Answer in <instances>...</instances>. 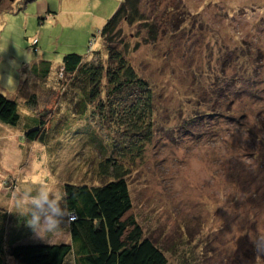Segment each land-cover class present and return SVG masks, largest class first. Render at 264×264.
Returning <instances> with one entry per match:
<instances>
[{
  "label": "rangeland",
  "instance_id": "rangeland-1",
  "mask_svg": "<svg viewBox=\"0 0 264 264\" xmlns=\"http://www.w3.org/2000/svg\"><path fill=\"white\" fill-rule=\"evenodd\" d=\"M13 1L0 7V93L17 103L20 123L0 124V207L27 227L13 207L17 195L47 185L100 184L102 154L78 134L56 132L71 118L75 126L86 123L77 120L56 73L69 53L105 58L97 32L120 0H34L19 13L22 0ZM140 13L148 22L123 26V37L130 49L140 43L128 59L156 103L150 141L142 152L130 151L131 166L121 169L130 215L153 242L177 249L167 251L169 264L182 255H201L203 264H264V246L256 249L264 238V0H142ZM152 27L156 40L144 44ZM41 59L51 63L44 82L30 73ZM31 94L52 130L45 145L23 140ZM213 107L218 115L198 119L201 126L189 122ZM100 117L88 123L121 138ZM41 235L28 233L21 244L69 240Z\"/></svg>",
  "mask_w": 264,
  "mask_h": 264
},
{
  "label": "trees",
  "instance_id": "trees-1",
  "mask_svg": "<svg viewBox=\"0 0 264 264\" xmlns=\"http://www.w3.org/2000/svg\"><path fill=\"white\" fill-rule=\"evenodd\" d=\"M4 1L0 0L2 9H6L3 7ZM9 1L12 4L15 2ZM32 1L22 0L17 13ZM141 4L142 0H120L115 11L98 30L105 58L99 52L94 53L95 57L92 56L91 60L69 53L62 57L61 67L56 73L62 82L61 89L68 93L74 103L72 106L77 120L86 122L82 127L75 126L71 118L62 127L57 123L56 132L58 136L64 133L78 134L79 138L89 144L90 149H96L102 154L104 159L99 162L97 172L100 184L63 186V206L74 216V220L67 224L68 242L58 238L46 240L51 241V244L38 242L22 245V239L28 233L33 234V230L17 223L6 208L0 207V264H169L167 251L176 255V248H162L145 236L141 226L130 215L132 203L126 181L127 171L121 170L123 164L130 165L125 161H129L130 151L140 153L144 150V144L150 141L154 128L155 94L149 82L138 75L128 59L130 52L137 50L140 43H135L130 49L123 37V26L148 22L145 15L140 13ZM178 10L174 7L173 12ZM153 29L156 28H149L152 35L144 44L156 40ZM95 41L93 39L89 42V53ZM30 73L44 82L50 77L51 63L43 59L34 62ZM222 94L229 96L230 91ZM251 94L253 98L259 99L256 91ZM37 103L35 94H31L25 103L32 115L28 116L23 140L45 145L52 130L46 127L45 115L36 113L40 111L36 110ZM17 108L15 101L8 100L0 93V124L13 127L18 125L20 116ZM206 112L196 114V118L192 116L189 122L195 123L196 119V125L201 126L206 118L218 115L214 107ZM92 117L109 120L114 126L113 130L121 133V138L103 136L101 131L88 123ZM191 131V135L197 138L198 133ZM18 217L23 223L22 216ZM198 256V259L194 256L188 259L182 255L178 264H203V257ZM260 257L264 263V252Z\"/></svg>",
  "mask_w": 264,
  "mask_h": 264
},
{
  "label": "clouds",
  "instance_id": "clouds-1",
  "mask_svg": "<svg viewBox=\"0 0 264 264\" xmlns=\"http://www.w3.org/2000/svg\"><path fill=\"white\" fill-rule=\"evenodd\" d=\"M47 185V184H45ZM64 192L59 185L38 187L25 195H17L13 207L18 216L25 217L26 224L40 238L62 232L68 224L70 213L63 206ZM264 246V238L256 242L257 251Z\"/></svg>",
  "mask_w": 264,
  "mask_h": 264
},
{
  "label": "crops",
  "instance_id": "crops-1",
  "mask_svg": "<svg viewBox=\"0 0 264 264\" xmlns=\"http://www.w3.org/2000/svg\"><path fill=\"white\" fill-rule=\"evenodd\" d=\"M58 234H61L62 237L67 238V234H68L67 227H66L62 232H60V233H58Z\"/></svg>",
  "mask_w": 264,
  "mask_h": 264
},
{
  "label": "built area",
  "instance_id": "built-area-1",
  "mask_svg": "<svg viewBox=\"0 0 264 264\" xmlns=\"http://www.w3.org/2000/svg\"><path fill=\"white\" fill-rule=\"evenodd\" d=\"M72 220H74V216H73V215H70V217H69V220H68V221L70 222V221H72Z\"/></svg>",
  "mask_w": 264,
  "mask_h": 264
}]
</instances>
